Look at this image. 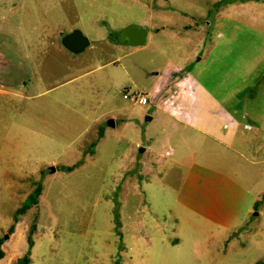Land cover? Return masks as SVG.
I'll return each instance as SVG.
<instances>
[{
  "label": "rangeland",
  "instance_id": "1",
  "mask_svg": "<svg viewBox=\"0 0 264 264\" xmlns=\"http://www.w3.org/2000/svg\"><path fill=\"white\" fill-rule=\"evenodd\" d=\"M220 1L0 0V264L264 263V0Z\"/></svg>",
  "mask_w": 264,
  "mask_h": 264
},
{
  "label": "water",
  "instance_id": "2",
  "mask_svg": "<svg viewBox=\"0 0 264 264\" xmlns=\"http://www.w3.org/2000/svg\"><path fill=\"white\" fill-rule=\"evenodd\" d=\"M146 37L147 30L139 25H129L120 33L121 42L127 41L130 44H143ZM90 44L89 38L78 29L66 35L62 40V45L75 54L84 51ZM55 169L54 166L51 167V171H55Z\"/></svg>",
  "mask_w": 264,
  "mask_h": 264
},
{
  "label": "trees",
  "instance_id": "3",
  "mask_svg": "<svg viewBox=\"0 0 264 264\" xmlns=\"http://www.w3.org/2000/svg\"><path fill=\"white\" fill-rule=\"evenodd\" d=\"M230 0H221L220 2H218L220 5L223 4V2L225 3H228ZM218 4V5H219ZM216 13H218V10H216ZM120 36V34H117ZM113 36V34L111 33L110 34V38L112 40H117L118 36ZM144 95H148L147 93H143ZM124 95H129L127 93V91L125 92ZM130 96V95H129ZM96 143H92V147L95 146ZM91 151V150H90ZM92 152V151H91ZM68 171H71L73 170V167H69V168H66ZM41 191H42V186L39 184V186L34 190V192H32V194L30 195V198H31V203H26L24 204L21 208H19L16 212V215H15V220L17 221L19 218H18V214H24L27 210H29L30 207H32V205L34 204H37L38 203V199H39V196L41 195ZM14 226L11 227V229H13ZM37 229V225L36 224H33L32 225V229H31V233L34 232L35 230ZM28 242H29V249L27 251V253L21 258L19 259L16 264H30L31 263V249L34 245V241H33V238L31 236L28 237ZM3 243H4V239L3 238H0V259L4 258L6 255H5V250L3 249ZM258 264H264V263H258Z\"/></svg>",
  "mask_w": 264,
  "mask_h": 264
},
{
  "label": "built area",
  "instance_id": "4",
  "mask_svg": "<svg viewBox=\"0 0 264 264\" xmlns=\"http://www.w3.org/2000/svg\"><path fill=\"white\" fill-rule=\"evenodd\" d=\"M124 97L131 99V100L133 99V102L139 103V104H146L147 102H149L148 96L144 95V94H140L139 92H135L133 97H131L129 95H124Z\"/></svg>",
  "mask_w": 264,
  "mask_h": 264
},
{
  "label": "crops",
  "instance_id": "5",
  "mask_svg": "<svg viewBox=\"0 0 264 264\" xmlns=\"http://www.w3.org/2000/svg\"><path fill=\"white\" fill-rule=\"evenodd\" d=\"M140 26V25H139ZM142 27V26H141ZM142 28H144V27H142ZM147 39H148V31H147V37H146V41H147ZM146 41H145V43H146ZM145 43H143V44H132V45H135V46H137V48L136 49H138V48H140L139 46L140 45H144ZM64 47V46H63ZM65 48V47H64ZM66 49V48H65ZM68 50V49H67ZM125 98V97H124Z\"/></svg>",
  "mask_w": 264,
  "mask_h": 264
},
{
  "label": "clouds",
  "instance_id": "6",
  "mask_svg": "<svg viewBox=\"0 0 264 264\" xmlns=\"http://www.w3.org/2000/svg\"><path fill=\"white\" fill-rule=\"evenodd\" d=\"M147 96L151 98V95H147ZM150 98H149V99H150Z\"/></svg>",
  "mask_w": 264,
  "mask_h": 264
}]
</instances>
